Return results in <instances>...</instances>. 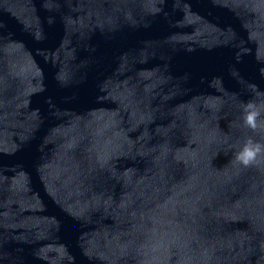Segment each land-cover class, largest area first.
Listing matches in <instances>:
<instances>
[{"label":"water","instance_id":"95a60500","mask_svg":"<svg viewBox=\"0 0 264 264\" xmlns=\"http://www.w3.org/2000/svg\"><path fill=\"white\" fill-rule=\"evenodd\" d=\"M264 0H0V264H264Z\"/></svg>","mask_w":264,"mask_h":264},{"label":"clouds","instance_id":"9594fccd","mask_svg":"<svg viewBox=\"0 0 264 264\" xmlns=\"http://www.w3.org/2000/svg\"><path fill=\"white\" fill-rule=\"evenodd\" d=\"M242 119L244 126L253 131L264 129V92L256 91L255 99L244 105ZM234 159L244 168L264 162V143L248 138Z\"/></svg>","mask_w":264,"mask_h":264}]
</instances>
